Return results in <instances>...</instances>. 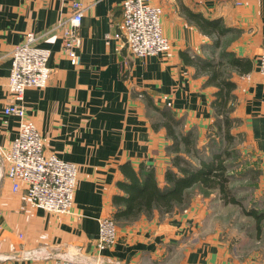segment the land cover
<instances>
[{"label": "crops", "instance_id": "crops-1", "mask_svg": "<svg viewBox=\"0 0 264 264\" xmlns=\"http://www.w3.org/2000/svg\"><path fill=\"white\" fill-rule=\"evenodd\" d=\"M78 1L83 15L74 63L60 52L70 0H0V148L8 150L18 126L16 116L4 113L12 101L11 52L30 31L50 50V75L45 87L26 88L21 104L45 152L78 169L72 211L46 212L29 203L24 185L12 189L0 150V264H24L26 251L36 250L81 264H264V242L248 247L235 221L241 217L230 214L236 199L219 201L218 193L207 207L196 194L187 206L120 221L114 212L121 205L113 201L125 195L119 183L131 172L152 170L163 188L165 171L176 170L163 110L179 121L178 133L191 135L195 149L207 135L224 133L215 123L226 117L228 133L243 136L264 189V83L258 72L264 0H149L161 7L171 47L144 59L113 37L122 0ZM243 213L253 216L252 234L260 237L264 214ZM104 217L116 222L117 241L99 251Z\"/></svg>", "mask_w": 264, "mask_h": 264}, {"label": "built area", "instance_id": "built-area-1", "mask_svg": "<svg viewBox=\"0 0 264 264\" xmlns=\"http://www.w3.org/2000/svg\"><path fill=\"white\" fill-rule=\"evenodd\" d=\"M71 16L60 25V52L72 62H78L76 53L81 44L78 27L82 19V4L70 0ZM161 7L149 0H122L121 21L113 37L120 40L130 53L137 58L167 52L171 43L161 28ZM50 50L38 46L34 33L27 32L23 43L16 45L11 52V68L8 78V91L12 101L4 108L5 114L18 118L17 134L2 157L7 163L6 176L17 190L24 185L29 203L51 213L68 214L72 211L74 191L77 182V165L46 153L40 132L31 120L26 118L21 104L26 88H43L50 75L48 59ZM258 72L264 83V34L261 52L258 57ZM116 222L110 217L99 219L96 248L101 251L112 247L117 241ZM40 251H26L24 264H81L69 257L50 258L39 255ZM115 264H120L116 261Z\"/></svg>", "mask_w": 264, "mask_h": 264}, {"label": "trees", "instance_id": "trees-1", "mask_svg": "<svg viewBox=\"0 0 264 264\" xmlns=\"http://www.w3.org/2000/svg\"><path fill=\"white\" fill-rule=\"evenodd\" d=\"M202 24L203 21H198ZM165 118V127L171 136L173 143L172 149L175 152L172 157V166L176 170L167 169L165 171V181L167 185L160 188L154 177L152 170L138 173L131 172L129 181L119 183L125 195H115L113 201L121 205L114 212V218L120 220H132L141 213L151 214L153 209L162 212H169L175 205H183L187 191L194 186H201L207 189H219L224 200L235 202V199H227L228 181L225 177L226 168L223 165L222 155L224 150L212 153L210 158H198L197 164H193L186 156L181 154L179 145L182 144V152L196 153L195 145L191 135L178 133L179 121L173 115L163 110L161 113ZM215 126L222 130L223 135L230 139L228 133L229 121L223 117ZM196 155V154H194Z\"/></svg>", "mask_w": 264, "mask_h": 264}, {"label": "rangeland", "instance_id": "rangeland-1", "mask_svg": "<svg viewBox=\"0 0 264 264\" xmlns=\"http://www.w3.org/2000/svg\"><path fill=\"white\" fill-rule=\"evenodd\" d=\"M261 52V51H260ZM260 54V53H259ZM231 130L230 139L223 136L220 130H216L220 133L214 134L211 136L207 135V139L198 149H195L196 155L192 153V156L189 153H185L183 156H186L192 163L197 164L198 158L208 159L210 158L212 153H217L219 151L224 150L222 155L223 165L226 168L225 177L227 178L228 191L226 190V194L228 193L227 199H236L238 203L233 204L234 210L230 211L231 216L241 218H236V222L241 226L240 229L243 231L244 239L246 243H249L248 247L256 244L261 245L264 242V218L262 222V232L260 237H253V230H255L256 222H254V218L251 215H246L243 211L248 213H257V211L262 212L264 214V189L259 186V172L256 168L255 160L252 156L248 155L247 152L244 151L243 145V136ZM194 142V141H193ZM221 195L219 189H207L200 186H194L187 191L185 196V201L182 203L184 206H187L191 198L199 194L202 198H205L208 202L207 207L210 203L214 204L215 200H217V196ZM211 199V200H210ZM220 199H223L222 196H219ZM204 201V200H203ZM229 201V200H228ZM220 207L222 206L221 202ZM212 206V205H211ZM221 217L224 224L225 215L221 213ZM208 221V219H207ZM251 232H250V231ZM258 238L259 241H258Z\"/></svg>", "mask_w": 264, "mask_h": 264}]
</instances>
